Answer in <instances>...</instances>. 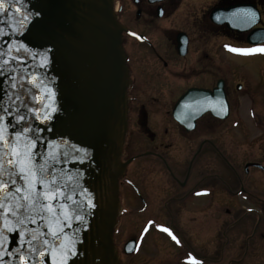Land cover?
<instances>
[{
    "label": "flooded vegetation",
    "instance_id": "obj_1",
    "mask_svg": "<svg viewBox=\"0 0 264 264\" xmlns=\"http://www.w3.org/2000/svg\"><path fill=\"white\" fill-rule=\"evenodd\" d=\"M114 10L130 75L120 263L264 264V52L230 50L264 45V0H114Z\"/></svg>",
    "mask_w": 264,
    "mask_h": 264
},
{
    "label": "water",
    "instance_id": "obj_2",
    "mask_svg": "<svg viewBox=\"0 0 264 264\" xmlns=\"http://www.w3.org/2000/svg\"><path fill=\"white\" fill-rule=\"evenodd\" d=\"M5 3L0 63H10L0 69V115L7 111L25 116L24 121L6 116L5 122L17 125L8 132L41 129L34 134L39 137L36 151L65 161L55 167L69 194L74 193L76 214L85 221H72L65 229V242L75 245L68 264H121L114 235L119 178L125 170L121 156L128 131L130 75L114 0ZM194 94L179 102L177 119L184 104L196 99ZM45 114L50 118L44 119ZM46 224L38 220L27 227L48 231ZM18 240V234H12L11 249ZM5 260L20 264L15 256Z\"/></svg>",
    "mask_w": 264,
    "mask_h": 264
},
{
    "label": "snow or ice",
    "instance_id": "obj_3",
    "mask_svg": "<svg viewBox=\"0 0 264 264\" xmlns=\"http://www.w3.org/2000/svg\"><path fill=\"white\" fill-rule=\"evenodd\" d=\"M7 9L5 0H0V14L6 13ZM17 11L20 9L17 8ZM233 15L255 20V13L249 10H240V13ZM230 50L238 53L264 52V45ZM15 59L22 58L16 56ZM5 63L10 62L0 63V69ZM30 79L35 82V75ZM15 86L13 83L12 87ZM33 112L40 115L39 109H33ZM6 116L14 114L5 111L4 115H0V264H12V260L6 261L5 257L14 256L20 264H49V261L50 264H68L75 254V245L69 247L65 242V229L72 227V221L81 224L85 221L82 215L76 214L74 193L69 194L67 185L62 183L55 167L65 161L53 154L42 156L36 151L39 137H34V134H38L41 129L24 127L9 133V127L16 128L17 125L5 122ZM14 118L17 121L26 119L18 114ZM43 118L50 117L45 114ZM88 203L94 207L91 201ZM38 220L47 222L48 231L27 227L28 224L35 225ZM163 230L171 234L170 229ZM12 234L19 236L18 246L14 249H11ZM172 238L180 243L175 235ZM190 259L193 264H199L195 257Z\"/></svg>",
    "mask_w": 264,
    "mask_h": 264
},
{
    "label": "rangeland",
    "instance_id": "obj_4",
    "mask_svg": "<svg viewBox=\"0 0 264 264\" xmlns=\"http://www.w3.org/2000/svg\"><path fill=\"white\" fill-rule=\"evenodd\" d=\"M247 78V77H246ZM190 242V241H189ZM191 246H195V247H198L197 244L195 243V241H191L190 242ZM158 254V249L155 248V250L151 253V257H154Z\"/></svg>",
    "mask_w": 264,
    "mask_h": 264
}]
</instances>
